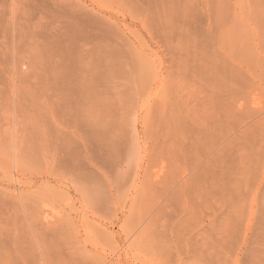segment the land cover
I'll list each match as a JSON object with an SVG mask.
<instances>
[{
	"label": "rangeland",
	"instance_id": "1",
	"mask_svg": "<svg viewBox=\"0 0 264 264\" xmlns=\"http://www.w3.org/2000/svg\"><path fill=\"white\" fill-rule=\"evenodd\" d=\"M0 154V264H264V0H0Z\"/></svg>",
	"mask_w": 264,
	"mask_h": 264
},
{
	"label": "bare ground",
	"instance_id": "2",
	"mask_svg": "<svg viewBox=\"0 0 264 264\" xmlns=\"http://www.w3.org/2000/svg\"><path fill=\"white\" fill-rule=\"evenodd\" d=\"M36 96H37V95H36ZM26 97H27V96H26ZM33 97H34V96H33ZM39 97H40V96H39ZM16 98H17V97H16ZM23 98H24V97H23ZM37 98H38V96H37ZM17 99H18V98H17ZM17 99H16V100H17ZM25 99H26V98H25ZM29 99H30V98H29ZM31 100H32V99H31ZM13 101H14V100H13ZM18 101H19V100H18ZM18 101H17V102H18ZM14 103H15V102H14ZM20 105H21V104H20ZM48 105H49V104H48ZM18 106H19V105H18ZM33 106H34V105H33ZM44 106H45V105H44ZM14 107H15V106H14ZM24 107H25V105H24ZM36 107H37V106H36ZM36 107H34V108H36ZM48 107H49V106H48ZM48 107H47V108H48ZM43 108H44V107H43ZM13 109H14V108H13ZM15 109H16V108H15ZM19 109H20V108H19ZM19 109H18V110H19ZM28 109H29V108H28ZM63 109H64V108H63ZM16 110H17V109H16ZM25 110H26V109H25ZM25 110H24V111H25ZM34 110H35V109H34ZM37 110H38V109H37ZM9 111H10V110H9ZM20 111H22V110H20ZM65 111H66V110H65ZM26 112H28V110H27ZM22 113H23V112H22ZM24 114H25V113H24ZM16 116H17V115H16ZM23 116H24V115H23ZM35 116H37V115H35ZM66 116H68V115H66ZM66 116H64V117H66ZM16 118H17V117H16ZM18 119H19V118H18ZM15 120H16V119H15ZM39 122H40V121H39ZM40 123H42V121H41ZM16 124H17V123H16ZM18 124H19V123H18ZM36 124H37V123H36ZM38 125H39V124H38ZM45 125H46V123H45ZM14 126H15V125H14ZM46 126H47V125H46ZM41 127H42V126H41ZM43 127H44V126H43ZM43 127H42V128H43ZM47 127H48V126H47ZM49 127H50V126H49ZM49 127H48V128H49ZM63 127H64V126H63ZM66 127H67V126H66ZM48 128H47V129H48ZM9 129H10V128H9ZM19 129H20V127H19ZM19 129H18V130H19ZM49 129H50V128H49ZM51 129H52V128H51ZM43 130H44V129H43ZM47 131H49V130H47ZM53 131H54V130H53ZM78 131H79V130H78ZM81 131H82V130H81ZM44 132H45V131H44ZM49 132H50V131H49ZM60 132H64V131L61 130ZM79 132H80V131H79ZM38 133H39V132H38ZM65 133H66V132H64V134H65ZM67 133H68V132H67ZM14 134H16V133H14ZM37 135H38V134H37ZM67 135H68V134H67ZM52 136H53V135H52ZM77 136H79V135H77ZM16 137H17V135H16ZM35 137H36V136H35ZM41 137H42V136H41ZM48 137H49V136H48ZM48 137H47V138H48ZM52 138H54V137H52ZM56 138H57V137H56ZM59 138H60V137H59ZM66 138H67V137H66ZM80 138H81V135H80ZM60 139H61V138H60ZM64 139H65V138H64ZM64 139H62V141H63ZM38 140H40V139H38ZM52 140H53V139H52ZM45 141H46V140H45ZM67 141H68V140H67ZM46 142H47V141H46ZM46 142H45V144H46ZM59 142H60V141H59ZM68 143H69V142H68ZM18 144H20V143H18ZM41 144H43V142H42ZM41 144H40V146H41ZM51 144H52V142H51ZM62 144H63V143H62ZM83 144H84V143H83ZM49 145H50V144H49ZM85 145H86V144H85ZM46 146H47V148H48V143H47ZM51 146H52V145H51ZM69 146H70V145H69ZM13 147H14V146H13ZM43 147H44V146H43ZM36 148H37V147H36ZM63 148H64V149H62V150H65V152H66V149H65L66 147H63ZM68 148H69V147H68ZM11 149H12V148H11ZM16 149H17V148H16ZM16 149H14V150H16ZM18 149H20V148H18ZM25 149H26V148H25ZM28 149H30V148H28ZM43 149H44V152H45V148H43ZM84 149H85V148H84ZM22 150H23V149H22ZM31 150H32V149H31ZM40 150H41V149H40ZM47 150H48V149H47ZM50 150H51V149H50ZM9 151H10V149H8L7 152H9ZM24 151H25V150H24ZM38 151H39V148H38ZM71 151H72V150H71ZM74 151H75V149H74ZM7 152H6V153H7ZM10 152H11V151H10ZM25 152H26V151H25ZM32 152H33V150H32ZM34 152H35V150H34ZM41 152H42V151H41ZM48 152H49V151H48ZM48 152H47V153H48ZM62 152H63V151H62ZM62 152H61V153H62ZM65 152H63V153H65ZM67 152H68V151H67ZM69 152H70V151H69ZM72 152H73V151H72ZM6 153H5V154H6ZM18 153H19V152H18ZM22 153H23V152H21V155H22ZM27 153H28V152H27ZM45 153H46V152H45ZM10 154H11V153H10ZM29 154H30V153H29ZM72 154H73V153H72ZM0 155H1V154H0ZM7 155L10 156L9 153L6 154V157H7ZM34 155H37V154L35 153ZM44 155H45V154H44ZM66 155H67V154H66ZM73 155H74V154H73ZM23 156H24V154H23ZM23 156H22V157H23ZM51 156H52V154H51ZM53 156H54V155H53ZM71 156H72V155H71ZM10 157H11V156H10ZM17 157H18V156H16V158H17ZM24 157H25V156H24ZM27 157H28V156H27ZM31 157H32V159H31V158H30V159H31V162H32L34 156H31ZM36 157H37V156H35V159H36ZM42 157H43V155H42ZM16 158H15V159H16ZM37 158H41V157L38 156ZM43 158H44V157H43ZM46 158H47V157H46ZM46 158H45V159H46ZM53 158H54V157H53ZM53 158H52V160H53ZM55 158H56V157H55ZM65 158H66V157H65ZM67 158H68V157H67ZM111 158H112V157H111ZM116 158H117V157H116ZM50 159H51V158H50ZM58 159H59V158H58ZM58 159H57V160H58ZM60 159H61V158H60ZM60 159H59V160H60ZM113 159H114V158H113ZM16 160H17V159H16ZM25 160H26V159H25ZM37 160H38V159H37ZM39 160H42V159H39ZM48 160H49V159H48ZM48 160L46 159V161H47V165H46V166H47V167H48ZM69 160H71V159H69ZM209 160H210V159H209ZM0 161L2 162V160H0ZM21 161H22V160H21ZM23 161H24V160H23ZM61 161H62V160H61ZM64 161H65V160H64ZM64 161H63V162H64ZM71 161H72V160H71ZM77 161H78V160H77ZM112 161H113V160H112ZM115 161H116V160H115ZM162 161H163V160H162ZM165 161H166V160H165ZM24 162H26V161H24ZM27 162H28V160H27ZM34 162H35V161H34ZM34 162H33V163H34ZM38 162H39V161H37V162H35V163H38ZM72 162H73V161H72ZM82 162H83V161H82ZM116 162H118V160H117ZM2 163L5 164L4 161H3ZM15 163H16V162H15ZM28 163H30V162H28ZM56 163H57V162H56ZM70 163H71V162H70ZM73 163H74V162H73ZM97 163H98V161H97ZM97 163H96V164H97ZM3 164H2V165H3ZM7 164H8V163H7ZM18 164H19V163H18ZM31 164H32V163H31ZM40 164H43V162L40 163ZM44 164H45V163H44ZM61 164H62V163H61ZM64 164H65V163H64ZM116 164H117V163H116ZM204 164H205V163H204ZM28 165H29V164H28ZM35 165H36V164H35ZM50 165H52V164H50ZM57 165H59V164L57 163ZM74 165H75V164H74ZM76 165H77V164H76ZM17 166H18V165H17ZM32 166H33V165H32ZM40 166H41V165H40ZM40 166H39V167H40ZM44 166H45V165H44ZM44 166H43V168H44ZM59 166H60V165H59ZM61 166H62V165H61ZM63 166H65V165H63ZM72 166H73V165H72ZM201 166H203V165H201ZM7 167H8V166H6V167H4V168L1 167V168H3V170H4V169L7 168ZM26 167H27V166H26ZM56 167H57V166H56ZM79 167H80V166H79ZM9 168H10V167H9ZM19 168H20V167H19ZM19 168H18V169H19ZM23 168H24V167H23ZM33 168H34V167H33ZM61 168H62V167H61ZM67 168H68V167H67ZM71 168H72V167H71ZM74 168H75V167H74ZM97 168H98V167H97ZM7 169H8V168H7ZM7 169H6V170H7ZM20 169H22V168H20ZM20 169H19V170H20ZM30 169H31V168H30ZM35 169H36V167H35ZM38 169H39V168H38ZM40 169H41V168H40ZM51 169H52V168H51ZM54 169H55V168H54ZM72 169H73V168H72ZM198 169H199V168H198ZM198 169H197V170H198ZM24 170H25V169H24ZM26 170H27V169H26ZM47 170H49V169H47ZM52 170H53V169H52ZM59 170H61V169L59 168ZM62 170H63V169H62ZM69 170H70V169H69ZM75 170H76V169H75ZM80 170H81V169H80ZM92 170H93V169H92ZM200 170H201V169H200ZM20 171H22V170H20ZM27 171H28V170H27ZM44 171H45V170H44ZM63 171H64V170H63ZM66 171H67V170H66ZM66 171H65V172H66ZM78 171H79V170H78ZM78 171H77V172H78ZM31 172H32V171H31ZM31 172H30V173H31ZM50 172H51V170H50ZM60 172H61V171H60ZM70 172H71V171H70ZM72 172H74V171H72ZM75 172H76V171H75ZM81 172H82V171H81ZM25 173H26V171H25ZM39 173H40V172H39ZM48 173H49V172H47V174H48ZM51 173H52V172H51ZM62 173H63V172H62ZM68 173H69V171H68ZM194 173H197V172H194ZM66 174H67V173H66ZM69 174H70V173H69ZM73 174H74V173H73ZM80 174H81V173H80ZM199 174H200V173H199ZM36 175H37V173H36ZM38 175H39V174H38ZM51 175H52V174H51ZM82 175H83V174H82ZM86 175H87V174H86ZM197 175H198V174H197ZM75 176H76V175H75ZM194 176H195V175H194ZM70 177H71V176H70ZM192 177H193V175H192ZM192 177H191V178H192ZM210 177H212V175H211ZM4 178H5V177H4ZM77 178H78V177H77ZM82 178H83V177H82ZM194 178H195V177H193L192 179H194ZM197 178H198V176H197ZM11 179H12V178H11ZM79 179H80V177H79ZM19 180H20V179H19ZM189 180H190V178H189ZM11 181H12V180H11ZM11 181H10V182H11ZM191 181H192V180H191ZM13 182H14V181H13ZM20 182H21V181H20ZM25 185H26V184H25ZM38 187H39V186H38ZM40 187H41V186H40ZM44 187H45V186H44ZM47 187H48V186H47ZM51 187H52V186H51ZM45 189H46V188H45ZM6 190H7V189H6ZM50 190H51V189H50ZM52 190H53V189H52ZM56 190H57V189H56ZM1 191H2V190H1ZM9 191H10V190H9ZM11 191H12V190H11ZM40 191H41V190H40ZM46 191H48V190H46ZM60 191H61V190H60ZM44 192H45V191H44ZM48 192H49V191H48ZM54 192H55V191H54ZM63 192H64V191H63ZM45 193H46V192H45ZM3 194H5V193H3ZM43 194H44V193H43ZM50 194H51V193H50ZM53 194H54V193H53ZM1 195H2V194H1ZM20 195H21V194H20ZM23 195H24V194H23ZM65 195H66V193H65ZM67 195H68V194H67ZM6 196H8V195H6ZM12 196H13V195H12ZM12 196H11V197H12ZM18 196H19V195H18ZM57 196H59L58 193H57ZM63 196H64V195H62V197H63ZM9 197H10V196H9ZM16 197H17V196H16ZM24 197H25V195H24ZM30 197H31V196H30ZM43 197H44V196H43ZM55 197H56V196H55ZM1 198H2V197H1ZM14 198H15V197H13V199H14ZM20 198H21V197H20ZM28 198H29V196H28ZM63 198H64V200H65V196H64ZM2 199H3V198H2ZM21 199H22V198H21ZM21 199H20V200H21ZM30 199H34V197H33V198H30ZM30 199H29V200H30ZM7 200H8V198H7ZM10 200H11V199H10ZM27 200H28V199H27ZM58 200H59V199H58ZM60 200H61V199H60ZM66 200H67V199H66ZM68 200H69V199H68ZM5 201H6V200H5ZM12 201H13V200H12ZM12 201H11V202H12ZM15 201H16V200H15ZM25 201H26V200H25ZM25 201H24V202H25ZM31 201H32V200H31ZM70 201H71V200H70ZM1 202H2V201H1ZM9 202H10V201H9ZM13 202H14V201H13ZM28 202H29V201H28ZM34 202H37V201H34ZM22 203H23V202H22ZM30 203H31V202H30ZM30 203H29V204H30ZM62 203H63V202H62ZM64 203H65V202H64ZM71 203H72V202H71ZM5 204H7V202H6ZM9 204H10V203H9ZM11 204H12V203H11ZM11 204H10V205H11ZM26 204H27V202H26ZM31 204H32V203H31ZM31 204H30V205H31ZM37 204H38V203H37ZM30 205H29V206H30ZM32 205H33V204H32ZM0 206H1V205H0ZM6 206H7V205H6ZM23 206H26V205H23ZM68 206H70V203H69ZM71 206H72V205H71ZM9 207H10V206H9ZM18 207H19V205H18ZM35 207H37V206H35ZM63 207H64V205H63ZM98 207H99V206H98ZM3 208H4V207H3ZM3 208H1V210H2ZM11 208H14V207L12 206ZM15 208H16V207H15ZM15 208H14V209H15ZM31 208H32V207L30 206V209H31ZM33 208H34V205H33ZM40 208H41V206H40ZM42 208H43V207H42ZM60 208H62V207H60ZM71 208H72V207H71ZM99 208H100V207H99ZM21 209H22V208H21ZM28 209H29V208H28ZM28 209H27V210H28ZM44 209H45V207H44ZM9 210H10V208H9ZM16 210H17V209H16ZM18 210H19V209H18ZM32 210H35V211H36V209H32ZM32 210H31V211H32ZM46 210H47V209H46ZM150 210H151V209H150ZM13 211H14V210H13ZM13 211H12V212H13ZM25 211H26V210H25ZM37 211H38V210H37ZM37 211H36V212H37ZM40 211H41V210H40ZM49 211H51V210L49 209ZM1 212H2V211H1ZM3 212H4V211H3ZM3 212H2V213H3ZM16 212L19 213V211H16ZM29 212H30V211H29ZM29 212H28V213H29ZM32 212H34V211H32ZM42 212H43V210L41 211V214H42ZM71 212H72V211H71ZM146 212H147V211H146ZM39 213H40V212H39ZM75 213H77V212H75ZM143 213H144V212H143ZM0 214H1V213H0ZM3 214H4V213H3ZM5 214H6V212H5ZM5 214H4V215H5ZM32 214H33V213H32ZM48 214H49V213H48ZM52 214H53V213H52ZM54 214H55V213H54ZM7 215H9V214H7ZM20 215H21V214H20ZM30 215H31V214H30ZM50 215H51V214H50ZM142 215H144V214H142ZM16 216H19V215L16 213ZM16 216H15V218H16ZM23 216H24V215H23ZM23 216H22V217H23ZM27 216H28V215H27ZM36 216H37V215H36ZM146 216H147V215H146ZM20 217H21V216H20ZM20 217H19V218H20ZM38 217H39V216H38ZM40 217H42V215H41ZM55 217H56V216H55ZM82 217H84V216L82 215ZM82 217H81V218H82ZM139 217H141V216H139ZM148 217H149V216H148ZM12 218H13V217H12ZM12 218H11V219H12ZM25 218H26V217H25ZM59 218H60V217H59ZM141 218H142V217H141ZM144 218L146 219V217H144ZM9 219H10V218H9ZM26 219H28V218H26ZM48 219H49V217H48ZM71 219H72V217H71ZM148 219H149V218H148ZM150 219H151V218H150ZM3 220H4V219H3ZM16 220H17V219H16ZM21 220H22V219H21ZM23 220H24V219H23ZM60 220H61V219H60ZM1 221H2V219H1ZM1 221H0V222H1ZM31 221H32V220H31ZM83 221H84V220H83ZM85 221H86V220H85ZM4 222H6V221H4ZM18 222H19V221H18ZM21 222H22V221H21ZM27 222H30V221H27ZM58 222H59L60 224L62 223V222L59 221V219H58ZM63 222H64V221H63ZM65 222H66V221H65ZM137 222H138V221H137ZM148 222L150 223V221H148ZM148 222H147V224H148ZM2 223H3V221H2ZM2 223H0V224H2ZM12 223H13V221H12ZM15 223H17V222H15ZM23 223H24V222H23ZM36 223H37V222H36ZM36 223H35V226H36ZM45 223H46V222H45ZM66 223H68V222H66ZM143 223H144V221H143ZM145 223H146V222H145ZM49 224H50V223H49ZM53 224H54V223H53ZM63 224H64V223H63ZM73 224H74V223H73ZM82 224H83V223H82ZM88 224H89V223H88ZM7 225L9 226L8 223H7ZM18 225H19V224H18ZM20 225H22V224H20ZM24 225H25V224H23V226H24ZM40 225H41V224H40ZM40 225H39V226H40ZM57 225H59V224L57 223ZM64 225H65V224H64ZM137 225H139V224H137ZM8 226H7V227H8ZM13 226H14V225H13ZM26 226H28V225H26ZM33 226H34V225H33ZM37 226H38V225H37ZM37 226H36V227H37ZM41 226H42V225H41ZM53 226H54V225H53ZM60 226H61V225H60ZM60 226H59V228L62 229V230H64V227L61 228ZM66 226H67V224H66ZM70 226H71V225H70ZM72 226H73V225H72ZM72 226H71V227H72ZM79 226H80V225H79ZM139 226H140V225H139ZM142 226H143V225H142ZM145 226H146V225H145ZM147 226H148V225H147ZM147 226H146V227H147ZM1 227H2V225H1ZM5 227H6V226H5ZM14 227H16V224H15ZM18 227H19V226H18ZM20 227H21V226H20ZM36 227H34L35 231H36ZM42 227H43V226H42ZM45 227H47V226H45ZM49 227H50V226H49ZM84 227H85V226H84ZM87 227H88V226H87ZM136 227H137V226H136ZM3 228H4V227H2V229H3ZM10 228H11V227H10ZM27 228H28V227H27ZM37 228H38V227H37ZM43 228H44V227H43ZM43 228H42V229H43ZM68 228H70V227H68ZM91 228H92V227H91ZM137 228H138V227H137ZM5 229H6V228H5ZM12 229H17V227H16V228H12ZM32 229H33V228H32ZM46 229H48V228H46ZM49 229H51V231H52V229H55V228L50 227ZM66 229H67V227H66ZM89 229H90V228H89ZM143 229H144V228H143ZM8 230H9V228H8ZM21 230H22V228H21ZM21 230H20V231H21ZM55 230H56V232H58L57 229H55ZM72 230H73V229H72ZM22 231H24V230H22ZM25 231H26V230H25ZM27 231H29V230H27ZM37 231H38V229H37ZM40 231H41V230H40ZM40 231H39V234H40ZM45 231H46V230H45ZM78 231H79V230H78ZM95 231H96V230H95ZM104 231H105V230H104ZM140 231H141V230H140ZM1 232H4V231H1ZM1 232H0V233H1ZM13 232H14V231H13ZM17 232H19V231L17 230ZM30 232H31V230H30ZM48 232H50V231H48ZM53 232H54V230H53ZM62 232H64V231H62ZM66 232H67V234H69V233H68L69 231H66ZM74 232H75V230H73V233H74ZM92 232H93V231H92ZM98 232L100 233L101 231H98ZM41 233H42V232H41ZM77 233H78V232H76V234H77ZM83 233H84V232H83ZM101 233H102V235L104 236L103 232H101ZM138 233L140 234L141 232H138ZM11 234H12V233H11ZM11 234H10V235H11ZM17 234H18V233H17ZM25 234H26V233H25ZM30 234H31V233H30ZM44 234H45V233H44ZM57 234H58V233H57ZM57 234H56V235H57ZM70 234H71V231H70ZM94 234H95V233H94ZM105 234H107V233H105ZM14 235H15V234H14ZM28 235H29V233H28ZM36 235H37V234H36ZM52 235H53V234H52ZM56 235H55V236H56ZM99 235L101 236V234H99ZM2 236H3V235H2ZM2 236H1V237H2ZM24 236H25V235H24ZM38 236H39V235H38ZM38 236H37V237H38ZM41 236H42V234H41ZM43 236H44V235H43ZM53 236H54V235H53ZM59 236H60V237H59V240H60V238H62V239L60 240V241H62L64 237H61V235H59ZM72 236H73V235H72ZM77 236H78V235H77ZM96 236H97V235H96ZM100 236H98V240L100 239L99 242H100V244H101V242L104 241V237H103V240H102V238H100ZM3 237H4V236H3ZM3 237H2V238H3ZM5 237H6V234H5ZM10 237H12V235H11ZM14 237L17 238V236H14ZM19 237H21V236H19ZM34 237H35V236H34ZM47 237H48V236H47ZM50 237H51V236H50ZM50 237H49V238H50ZM73 237H74V236H73ZM75 237H76V236H75ZM94 237H95V236H94ZM7 238H9V236H8ZM12 238H13V237H12ZM27 238H28V237H27ZM40 238H41V237H40ZM42 238H43V237H42ZM105 238H106V237H105ZM3 239H4V238H3ZM5 239H6V238H5ZM17 239H18V238H17ZM19 239H20V238H19ZM19 239H18V240H19ZM29 239H30V238H29ZM34 239H35V238H34ZM44 239H45V238H44ZM64 239H65V238H64ZM70 239H71V238H70ZM6 240H8V239H6ZM40 240H41V239H40ZM49 240H50V239H49ZM51 240H52V239H51ZM54 240H55V239H54ZM54 240H53V241H54ZM73 240H74V238H73ZM89 240L92 241V239H89ZM89 240H88V241H89ZM1 241H2V239H1ZM8 241H9V240H8ZM14 241H16L15 238H14ZM20 241H21V240H20ZM23 241H25V239H24ZM32 241H33V240H32ZM37 241H38V240H37ZM42 241H43V240H42ZM74 241H75V240H74ZM96 241H97V240H96ZM35 242H36V241H35ZM63 242H65V240H63ZM68 242H69V241H68ZM76 242H77V240H76ZM76 242H75V243H76ZM92 242H93V241H92ZM97 242H98V241H97ZM105 242H106V239H105L104 243H105ZM3 243H4V242H2L1 244H3ZM16 243H17V242H16ZM50 243H51V241H50ZM50 243H48V245H49ZM78 243H79V242H78ZM13 244H14V243H13ZM29 244H30V243H29ZM37 244H38V243H37ZM37 244H36V245H37ZM51 244H54V243H51ZM83 244H84V243H83ZM86 244H87V243H86ZM44 245L46 246V243H44ZM44 245H42V247H43ZM89 245H91V244H89ZM6 246H7V245H6ZM11 246H12V245H11ZM14 246H15V245H14ZM18 246H19V245H18ZM18 246H17V247H18ZM38 246H39V245H38ZM93 246L95 247V245H93ZM96 246H97V245H96ZM7 247H8V246H7ZM9 247H10V245H9ZM19 247H20V246H19ZM39 247H41V246H39ZM4 248H5V247H4ZM10 248H12V247H10ZM20 248H21V247H20ZM23 248H24V247H23ZM35 248H36V247H35ZM46 248H47L46 251H48V249L50 250L49 246L46 247ZM51 248H52V245H51ZM16 249H17V248H16ZM26 249H27V248H26ZM26 249H25V250H26ZM44 249H45V247H44ZM78 249H81V248H78ZM8 250H10V249L8 248ZM8 250H7V251H8ZM11 250H12V249H11ZM17 250H18V249H17ZM29 250H30V249H29ZM14 251H15V248H14ZM35 251H36V250H35ZM82 251H83V250H82ZM15 252H16V251H15ZM30 252H31V251H30ZM43 252H44V251H43ZM43 252H42V253H43ZM55 252H56V251H55ZM58 252H59V251H58ZM17 253H18V251H17ZM20 253H21V252H20ZM24 253H25V252H24ZM31 253H32V252H31ZM31 253H30V254H31ZM37 253H38V251H37ZM47 253H49V252H47ZM13 254H14V252H13ZM18 254H19V253H18ZM44 254H45V253H44ZM50 254H51V253H50ZM74 254H75V253H74ZM74 254H73V256H74ZM84 254H85V252H84ZM40 255H42V254H40ZM53 255H54V253H53ZM16 256L19 257L20 255H17V254H16ZM21 256H22V255H21ZM25 256H26V254H25ZM28 256H29V255H28ZM28 256H27V257H28ZM46 256H47V255H46ZM49 256H50V255H49ZM58 256H59V255H58ZM75 256H76V255H75ZM94 256H95V255H94ZM32 257H33V256H32ZM51 257H53V256L51 255ZM56 257H57V256H56ZM59 257H60V256H59ZM62 257H63V255H62ZM85 257L87 258V253H86ZM96 257H98V256H96ZM22 258H23V257H21V259H20L21 261H22ZM24 258H25V257H24ZM43 258H44V257H43ZM45 258H46V257H45ZM48 258L50 259V257H48ZM91 258H92V257H91ZM16 259H17V258H16ZM29 259H30V258H29ZM29 259H28V260H29ZM31 259H32V258H31ZM31 259H30V261H31ZM53 259H54V257H53ZM57 259H60V258H57ZM79 259H80V258H79ZM94 259L97 260V258H95V257H94ZM47 260H48V259H47ZM15 261H16V260H15ZM21 261H20V262H21ZM26 261H27V259H26ZM30 261H29V264H30ZM32 261H33V260H32ZM36 261H38V260H36ZM42 261H43V260H42ZM52 261H53V260H52ZM65 261H66V260H65ZM98 261H99V260H98ZM98 261H97V262H98ZM16 262H17V261H16ZM27 262H28V261H27ZM49 262H50V261H49ZM58 262H59V261H58ZM63 262H64V260H63ZM63 262H62V263H63ZM66 262H67V261H66ZM97 262H94V263H97ZM100 262H101V261H100ZM18 263H19V260H18L17 264H18ZM24 263H25V262H24ZM55 263H56V262H55ZM78 263H79V261H78ZM91 263H93V262H91ZM101 263H102V262H101ZM19 264H20V263H19ZM25 264H26V263H25ZM36 264H37V262H36ZM41 264H43V263H41ZM44 264H45V263H44ZM46 264H47V262H46ZM99 264H100V263H99ZM103 264H104V263H103ZM105 264H106V263H105Z\"/></svg>",
	"mask_w": 264,
	"mask_h": 264
}]
</instances>
